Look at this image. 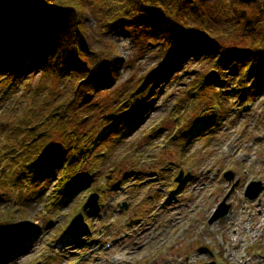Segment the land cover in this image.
<instances>
[{"label":"rangeland","instance_id":"obj_1","mask_svg":"<svg viewBox=\"0 0 264 264\" xmlns=\"http://www.w3.org/2000/svg\"><path fill=\"white\" fill-rule=\"evenodd\" d=\"M219 1L202 0V12L207 15ZM242 5L264 18V0ZM85 20L96 40L95 49L121 61L115 84L82 104L70 105L63 91L66 82L47 78L41 69L22 73L20 80L0 76V226L27 220V226L40 230L25 252L2 264H118L119 255L132 258L128 264H264V190L256 200L245 196L253 182L264 187V65L249 80L259 89L258 95L244 103L241 95L232 94L221 105L214 102V108L219 106L211 114L210 98L201 100L191 90V83L203 78L199 77L208 68L199 56L203 48L199 54L192 49L180 69L175 68L176 60L170 64L174 71L164 91L134 130L119 144L100 151L102 156L93 161L97 171L84 172L88 179L80 192L65 204L50 207L48 197L56 177L38 199L19 195L9 179L8 165L19 153L26 157L31 141L35 143L30 147L40 145L41 136L48 133L59 138L57 130L89 134L108 110L94 112L90 103L109 104L108 98L121 85L131 88L152 71L163 69L161 49L138 32L122 30L99 37L94 17L89 14ZM214 27L221 32L220 26ZM246 44L241 34L234 43L225 40V46L242 51ZM30 63L25 56L22 70H28ZM236 78L229 77L232 91ZM200 126L203 134L189 139L188 134L198 132ZM227 172L234 173L231 183L224 178ZM181 174L183 182L177 183ZM237 183L226 202L233 207V216L210 225ZM91 198L97 200L94 215L88 217L83 208ZM80 216L88 233L65 242ZM200 248L212 255L200 254Z\"/></svg>","mask_w":264,"mask_h":264},{"label":"trees","instance_id":"obj_2","mask_svg":"<svg viewBox=\"0 0 264 264\" xmlns=\"http://www.w3.org/2000/svg\"><path fill=\"white\" fill-rule=\"evenodd\" d=\"M201 5L202 0H0V76H5L3 80L10 77L20 80L23 72L30 74L41 69L47 78L66 82L63 91L69 95L70 105L84 103L119 80L121 61L113 56L115 54L107 55L95 49L96 40L85 20L89 14L95 19L99 37L122 30L135 31L152 47H159V55L164 57L162 70L152 71L131 88L121 85L115 95L108 98L109 104H89L94 112L99 108L108 109L89 134L57 130L59 138L48 133L41 134L40 145L30 147L35 143L31 141L26 157L22 158L19 153L8 165L12 175L9 179L19 195L26 193L38 199L56 177L57 184L48 197L53 205L50 207L63 205L80 192L88 179L84 172L97 171L93 161L102 156L100 151L110 149L112 143L119 144L134 130L164 91V84L174 71L172 62L176 60L175 68L180 69L192 49L198 53L203 48L198 54L208 67L199 77L203 78L191 83L194 95L205 101L210 98L208 113L230 100L232 94L241 95L246 103L258 95L259 89L249 80L254 71L264 65L263 15L250 14L249 7L242 5L241 0H221L207 15ZM214 26H220L221 32ZM236 28H240L238 34L233 33ZM228 34L224 39L233 43L241 34L247 40V50L225 46L223 37ZM216 55H219L218 60ZM25 56L31 63L24 71ZM230 76L237 77L234 91L229 86ZM158 83L163 85L156 90ZM214 102H219L215 108ZM203 130L200 126L198 132H190L188 138L203 134ZM62 195L64 198L58 200ZM93 215L94 210L87 211L88 217ZM25 221H5L12 231L0 238V264L25 252L40 233ZM87 233L83 225L67 234L65 242L77 241L78 235Z\"/></svg>","mask_w":264,"mask_h":264},{"label":"water","instance_id":"obj_3","mask_svg":"<svg viewBox=\"0 0 264 264\" xmlns=\"http://www.w3.org/2000/svg\"><path fill=\"white\" fill-rule=\"evenodd\" d=\"M241 1L245 4H248V5L257 2V0H241ZM182 179H183V175L181 174L180 177L178 178L177 182H181ZM225 179L229 183H231L234 180V173L228 172L225 175ZM237 185H238V183L233 186L232 192L219 205L218 209L212 215V217L209 220L210 225H213L214 223H216L220 219L226 218L228 216L231 206L229 204H227L226 202H227L228 198L231 196V194L233 193V191L235 190V188L237 187ZM263 190H264V187L262 186L261 183L254 182L248 186L246 193H245V196L250 200H256L262 194ZM96 200H97V198H95V200H92V198H91L90 201H88L85 204V206L83 208L84 211H88L89 209H91L94 206V204L96 203ZM125 209H127V206H125ZM82 225H83V218H82V216H80L79 218L76 219V222L71 224V226H72L71 230L75 231L77 229H80ZM10 231H12V228L0 226V238L3 237L4 235H6ZM199 253L200 254L209 253L210 255H212L208 250H205V249H200ZM208 264H216V263L213 262V263H208Z\"/></svg>","mask_w":264,"mask_h":264},{"label":"bare ground","instance_id":"obj_4","mask_svg":"<svg viewBox=\"0 0 264 264\" xmlns=\"http://www.w3.org/2000/svg\"><path fill=\"white\" fill-rule=\"evenodd\" d=\"M24 73V72H23ZM121 255H119L117 258H116V260H115V262H118V264H128V262H127V260H132V258H125V259H123V258H121L120 257Z\"/></svg>","mask_w":264,"mask_h":264}]
</instances>
